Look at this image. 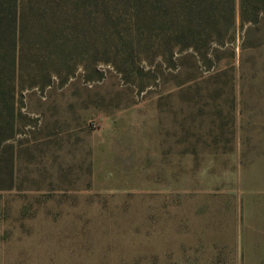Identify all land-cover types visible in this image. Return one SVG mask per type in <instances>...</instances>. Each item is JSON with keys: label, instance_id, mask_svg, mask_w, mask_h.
<instances>
[{"label": "rangeland", "instance_id": "rangeland-1", "mask_svg": "<svg viewBox=\"0 0 264 264\" xmlns=\"http://www.w3.org/2000/svg\"><path fill=\"white\" fill-rule=\"evenodd\" d=\"M99 11L101 76L0 79V264H264V38L209 65L152 0Z\"/></svg>", "mask_w": 264, "mask_h": 264}, {"label": "trees", "instance_id": "trees-1", "mask_svg": "<svg viewBox=\"0 0 264 264\" xmlns=\"http://www.w3.org/2000/svg\"><path fill=\"white\" fill-rule=\"evenodd\" d=\"M103 1L0 0V68L9 63V74L0 79L9 82L12 100L35 88L44 91L54 78L63 86L79 69L102 75L98 66L108 52L94 33L105 22H94L93 15ZM152 7L151 25L167 44L209 65L221 61L207 58L212 51L246 49L253 37L264 38V0H152ZM28 29L35 39L27 51L36 61L31 67L25 63Z\"/></svg>", "mask_w": 264, "mask_h": 264}]
</instances>
